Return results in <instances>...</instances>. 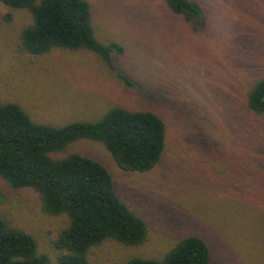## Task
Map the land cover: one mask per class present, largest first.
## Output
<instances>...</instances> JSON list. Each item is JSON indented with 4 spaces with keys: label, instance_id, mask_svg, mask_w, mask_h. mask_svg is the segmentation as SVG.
Returning <instances> with one entry per match:
<instances>
[{
    "label": "rangeland",
    "instance_id": "rangeland-1",
    "mask_svg": "<svg viewBox=\"0 0 264 264\" xmlns=\"http://www.w3.org/2000/svg\"><path fill=\"white\" fill-rule=\"evenodd\" d=\"M86 1L98 41L124 45L115 65L136 87L86 50L22 51L32 14L0 3V105L18 104L54 126L96 122L116 107L164 118L167 145L149 172L124 173L103 144L87 139L61 153L106 166L120 198L149 227L141 246L108 240L92 248L91 264L161 260L190 235L209 243L211 264H264V116L246 108L247 92L264 76V0H197L206 8L198 24L174 16L165 0ZM0 217L34 235L56 264L53 242L66 215L46 213L37 192L0 177Z\"/></svg>",
    "mask_w": 264,
    "mask_h": 264
},
{
    "label": "trees",
    "instance_id": "trees-1",
    "mask_svg": "<svg viewBox=\"0 0 264 264\" xmlns=\"http://www.w3.org/2000/svg\"><path fill=\"white\" fill-rule=\"evenodd\" d=\"M11 9H27L33 23L20 34L22 51L44 55L58 48L86 50L98 55L129 88L134 81L116 65L126 55L124 45L102 44L95 36L91 6L86 0H0ZM170 12L193 24L202 22L205 6L197 0H165ZM246 108L264 116V76L246 95ZM87 139L104 145L126 174L154 169L167 145V125L154 109L132 111L116 107L96 122L77 121L64 126L36 123L18 104L0 105V177L11 187L31 188L50 215H66L67 227L53 242L60 251L56 264H91L90 250L108 240L141 246L149 227L120 198L115 180L101 162L81 154L61 153ZM209 243L190 235L161 260L134 258L127 264H211ZM0 264H52L40 254L36 237L0 217Z\"/></svg>",
    "mask_w": 264,
    "mask_h": 264
}]
</instances>
